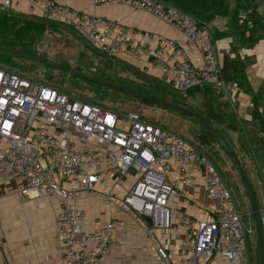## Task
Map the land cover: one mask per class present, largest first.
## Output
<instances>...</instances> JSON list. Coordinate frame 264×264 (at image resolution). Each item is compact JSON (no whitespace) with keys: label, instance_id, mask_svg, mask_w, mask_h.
<instances>
[{"label":"built area","instance_id":"2783aa9c","mask_svg":"<svg viewBox=\"0 0 264 264\" xmlns=\"http://www.w3.org/2000/svg\"><path fill=\"white\" fill-rule=\"evenodd\" d=\"M90 1L143 10L182 38L129 29L57 0H29V12L41 9L60 17L106 55L125 53L137 61L151 60L181 93L225 86L210 27L200 25L191 13L159 0ZM12 2L4 0L0 12L8 14ZM194 52L201 55L199 64L192 59ZM124 113L120 116L0 67V170L26 177L22 195L59 200L54 220L58 264H100L116 233L128 228L125 219L112 217L86 230L87 214L78 202L89 199L134 219L153 242L156 231H165L168 241L178 236L175 247L156 245L162 264H213L220 259L247 264L243 213L215 165L182 135L135 111ZM197 174L207 197L217 203L199 218L173 212L170 200L191 198Z\"/></svg>","mask_w":264,"mask_h":264},{"label":"crops","instance_id":"0c3cea01","mask_svg":"<svg viewBox=\"0 0 264 264\" xmlns=\"http://www.w3.org/2000/svg\"><path fill=\"white\" fill-rule=\"evenodd\" d=\"M3 1L0 0V7ZM57 1L89 14L112 19L129 29L157 32L174 39L182 38L175 28L155 16L122 3L95 5L90 0ZM29 6V0H13L7 13L37 22L46 23L51 20L66 24L60 17L47 15L41 9L30 13ZM229 8L236 11L241 20H236L231 25L229 17L217 16L209 23L213 51L219 64H222L224 55H235L232 51L238 54L246 64V77L254 95L244 92L236 83H226L223 88L216 87L221 93L219 103L224 106L228 121L235 124L238 130H230L219 123L215 127L238 155L257 202L264 207V149L250 140L251 133L258 132L261 119H264V35L254 45H249L242 40L248 31L241 27L244 20L264 18V0H229ZM48 26L52 27L49 24ZM68 26L77 35L80 55L84 56L91 71H96L102 77L119 79L128 85H134L132 82L147 85L169 83L166 76L149 59L137 61L125 53L116 56L103 53V58H97L89 39L76 28ZM192 59L195 64H199L200 53L194 52ZM238 133L245 137L246 146L240 145ZM196 144L199 150H203L199 142ZM202 183V176L197 174L191 186L192 197L172 198L171 210L199 218L213 207L217 202L207 197ZM26 185L27 179L21 173L0 170V264H58L60 257L57 253L54 220L60 207L59 200L34 199L22 195L21 190ZM78 205L87 214L86 230L96 229L112 217L125 219L128 223L127 229L116 233L112 249L100 264H162L156 253V245L175 247L179 244L178 236L168 241L165 231H156L153 242L134 219L114 211L106 203L89 199L79 201ZM261 213L264 218V209ZM213 264L225 262L220 259Z\"/></svg>","mask_w":264,"mask_h":264},{"label":"rangeland","instance_id":"374dc122","mask_svg":"<svg viewBox=\"0 0 264 264\" xmlns=\"http://www.w3.org/2000/svg\"><path fill=\"white\" fill-rule=\"evenodd\" d=\"M65 23L67 25L60 22H52L51 20L47 21L46 24L52 27H47L44 34L38 38L37 42L32 46L31 55L52 64L63 65L75 71L99 77L100 75L96 71L90 70L84 56L80 55L78 37L73 33L72 28L68 26L70 24ZM93 52L97 58L104 57L103 52L95 47H93ZM14 60L17 65L11 67L4 64L0 65L17 71L32 81L53 85L75 99L84 101L89 99L102 106L111 108L120 116H124L126 111H135L144 119L161 124L164 128H169L182 135L194 148H199L193 136L202 126L194 118L186 117L174 110H161L156 108V106H144L139 101L121 95L122 93L107 87L102 88L110 92L103 89L93 90L96 87L89 81L84 80V78L68 74L41 61H33L21 57H17ZM132 84L139 85L144 83L132 82ZM163 86L169 92L174 93L175 99L181 104L197 111L204 110L203 99L198 91L184 94L177 91L167 82H164ZM205 153L208 160L215 165L222 181L232 193L235 204L243 213L242 224L245 232L247 264H259L257 226L253 216L246 213L250 209V201L239 174L233 163L218 145L209 146Z\"/></svg>","mask_w":264,"mask_h":264},{"label":"trees","instance_id":"16d2710c","mask_svg":"<svg viewBox=\"0 0 264 264\" xmlns=\"http://www.w3.org/2000/svg\"><path fill=\"white\" fill-rule=\"evenodd\" d=\"M159 1L176 6L184 11L191 13L198 20L200 25H206V24L209 25V23L217 16L229 17L231 25H233L236 20H241V18L238 16V13L236 11L230 10L229 0H159ZM47 27H50V26H48L46 23H43V22L28 20V19L13 16L11 14L0 12V45H4L6 47L13 48L21 53H26V54L31 55L32 46L37 42L38 38L44 34ZM241 27H243L245 30L248 31L247 36H243L242 40L248 42L249 45H254L264 35V18H252L251 21L244 20L241 23ZM233 53L235 54L233 56H231V54H228L226 68L222 71L223 78L226 83H236L237 86L241 90H243L244 92L248 94L254 95L252 89L249 86V83L246 77V73H245L246 64L242 59H240V57L238 56L237 53H235V51H232V54ZM17 57L19 56L0 50V64H4L10 67L17 65L16 61L14 60ZM0 67L5 68L7 70H11L1 65ZM14 72H17V71H14ZM99 77L116 82V83H121V84L130 86L136 90H139V91H142L148 94L156 95L159 97H163V98H166L172 101L173 103L183 105L177 99H175L174 93L169 92L161 84L147 85L144 83V84H139V85L138 84L128 85L126 83H123L119 79H113L111 77H102V76H99ZM90 83L93 84L94 87H96L93 90H100V89L106 90L102 87H107V86L100 85L94 82H90ZM107 88L113 89L111 87H107ZM113 90H116V89H113ZM194 91H198L202 95V99H203L202 102H203L204 110H199V112L204 114L208 118L213 129L222 138H224V136L215 127L216 123H219L220 125H223L225 128H228L233 131L238 130V127L235 124H232L228 121V118L225 114L224 106H222L221 103H219V98L221 97V93L217 91L216 87L205 86L201 88H194L188 91L187 94L194 92ZM120 93H122L121 95H125L127 97H131L139 101L144 106H156V108L161 109V110H172L160 104H155L147 100L135 98L123 92H120ZM89 101L96 103L92 100H89ZM105 108H108V107H105ZM259 117L260 115H258V118ZM195 120L198 121L202 127L201 129H198L196 131L195 135L193 136V139H195L196 142H199L201 148L203 149L200 151H202L206 155L204 151H206L209 148V146L213 144H216L219 146V144L217 143L215 138L212 135H210L209 132L204 128L202 123L197 119ZM146 121L154 123L149 120H146ZM154 124L162 126L161 124H158V123H154ZM166 129H169V128H166ZM238 139H239V143L241 146L243 147L246 146L245 137L241 133H238ZM250 140H251V143H253L254 145L258 146L261 149H264V119H261V124L258 128V132L251 133ZM258 253H259V259H260L259 250H258Z\"/></svg>","mask_w":264,"mask_h":264},{"label":"water","instance_id":"95a60500","mask_svg":"<svg viewBox=\"0 0 264 264\" xmlns=\"http://www.w3.org/2000/svg\"><path fill=\"white\" fill-rule=\"evenodd\" d=\"M0 50L15 54V55L22 57V58H25V59H29V60H33V61H41L48 66L58 68L60 70L65 71L68 74H73V75L79 76L81 78H84V80L94 82V83H97L100 85H104L107 87H111L113 89H116L120 92H123L125 94L130 95V96H133L135 98H140L143 100H147L151 103L160 104L166 108H169V109H172L176 112H179L186 117L195 118V119L199 120L202 123V125L204 126V128L209 132V134L215 138V140L217 141V143L221 147L222 151L225 153V155L233 163V165L235 166V168L239 174L241 183L244 186V189H245V191L248 195L249 201H250V209L248 211H246V213L253 216V218L255 219V222H256V226H257L258 245H259V251H260L259 264H264V218L262 217V213H261L262 210L264 209V207H261L258 204L254 190L252 188V185L250 184V181L247 177V174H246L244 168L242 167V164H241L240 159L238 158L236 152L230 146V144L213 129L208 118L204 114L200 113L199 111H197L193 108L173 103L172 101H170L166 98L159 97V96L152 95V94H148V93L136 90L130 86H127V85H124L121 83H116V82H113V81H110V80H107V79H104V78H101L98 76H93V75L85 74V73H82L79 71H75V70H73L69 67L63 66V65L52 64V63L43 61V60H41V59H39L33 55L21 53V52L15 50L13 48L6 47L4 45H0ZM227 60H228V55H224L223 61H222V69L223 70L226 68ZM144 219L148 223H150L149 217H145Z\"/></svg>","mask_w":264,"mask_h":264},{"label":"flooded vegetation","instance_id":"af4514ba","mask_svg":"<svg viewBox=\"0 0 264 264\" xmlns=\"http://www.w3.org/2000/svg\"><path fill=\"white\" fill-rule=\"evenodd\" d=\"M259 261H260V259H259Z\"/></svg>","mask_w":264,"mask_h":264}]
</instances>
